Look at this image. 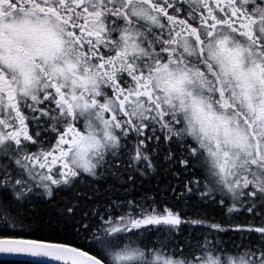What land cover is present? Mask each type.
<instances>
[{
  "label": "snow or ice",
  "instance_id": "snow-or-ice-1",
  "mask_svg": "<svg viewBox=\"0 0 264 264\" xmlns=\"http://www.w3.org/2000/svg\"><path fill=\"white\" fill-rule=\"evenodd\" d=\"M0 254L264 264V0H0Z\"/></svg>",
  "mask_w": 264,
  "mask_h": 264
},
{
  "label": "trees",
  "instance_id": "trees-1",
  "mask_svg": "<svg viewBox=\"0 0 264 264\" xmlns=\"http://www.w3.org/2000/svg\"><path fill=\"white\" fill-rule=\"evenodd\" d=\"M15 259H0V264H14Z\"/></svg>",
  "mask_w": 264,
  "mask_h": 264
},
{
  "label": "water",
  "instance_id": "water-1",
  "mask_svg": "<svg viewBox=\"0 0 264 264\" xmlns=\"http://www.w3.org/2000/svg\"><path fill=\"white\" fill-rule=\"evenodd\" d=\"M0 259H15V258H13L11 256H7L5 254H0Z\"/></svg>",
  "mask_w": 264,
  "mask_h": 264
}]
</instances>
